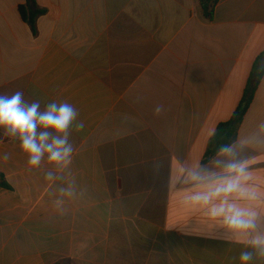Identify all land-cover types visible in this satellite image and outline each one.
<instances>
[{
  "label": "crops",
  "instance_id": "crops-1",
  "mask_svg": "<svg viewBox=\"0 0 264 264\" xmlns=\"http://www.w3.org/2000/svg\"><path fill=\"white\" fill-rule=\"evenodd\" d=\"M36 3L35 34L27 0H0V95L71 106L64 133L36 129L71 151L30 165L0 126V264H264V76L204 162L264 52V0H219L213 20L200 0Z\"/></svg>",
  "mask_w": 264,
  "mask_h": 264
},
{
  "label": "clouds",
  "instance_id": "clouds-1",
  "mask_svg": "<svg viewBox=\"0 0 264 264\" xmlns=\"http://www.w3.org/2000/svg\"><path fill=\"white\" fill-rule=\"evenodd\" d=\"M39 105L33 103L26 105L22 100V93L15 92L11 96L0 95V126H4L13 134H19L22 139V149L29 156L30 165H38L45 152L49 153L52 161L65 159L71 149L64 147L65 139H54L52 143H46L49 138L48 132H41L37 137V127L51 129L57 134L64 133L75 117V112L68 104L49 105L47 111L39 112ZM159 108L156 109L159 112ZM231 187V186H230ZM233 227H248V222L238 216L229 220ZM264 245V239L261 240ZM264 254V247L261 248ZM252 258L251 253L245 252L240 259L247 264Z\"/></svg>",
  "mask_w": 264,
  "mask_h": 264
},
{
  "label": "trees",
  "instance_id": "trees-1",
  "mask_svg": "<svg viewBox=\"0 0 264 264\" xmlns=\"http://www.w3.org/2000/svg\"><path fill=\"white\" fill-rule=\"evenodd\" d=\"M219 0H200L203 13L208 20H213L214 12ZM21 15L27 21L33 32L37 33V20L44 15L46 11L40 8L36 0H27L25 6L20 7ZM264 76V52H262L255 63L253 64L251 75L243 96V99L234 112L232 118L225 123L219 124L209 148L206 152L204 162H209L218 153L226 151L231 147L237 138V133L243 119L252 103L258 85ZM0 185L5 188H10L3 176L0 174ZM65 264V263H58Z\"/></svg>",
  "mask_w": 264,
  "mask_h": 264
}]
</instances>
